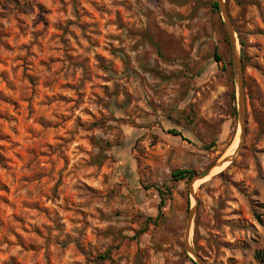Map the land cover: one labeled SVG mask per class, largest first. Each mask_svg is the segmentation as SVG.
<instances>
[{
	"label": "rangeland",
	"instance_id": "obj_1",
	"mask_svg": "<svg viewBox=\"0 0 264 264\" xmlns=\"http://www.w3.org/2000/svg\"><path fill=\"white\" fill-rule=\"evenodd\" d=\"M214 2L0 0V264H200L193 208L206 264H264V0H224L227 156Z\"/></svg>",
	"mask_w": 264,
	"mask_h": 264
},
{
	"label": "water",
	"instance_id": "obj_2",
	"mask_svg": "<svg viewBox=\"0 0 264 264\" xmlns=\"http://www.w3.org/2000/svg\"><path fill=\"white\" fill-rule=\"evenodd\" d=\"M218 6H219L221 12L223 13V15L225 17V23H226V26H227L228 35H229L230 42H231V45H232V60H233V65H234L236 79H237V84H238V91H239V104H240L241 130H242L240 137L242 139L243 135H244L243 132H244V129H245V122H246L245 112H244V104H243V102H244L243 62H242V58H241V55H240L238 47H237V40H236V37L234 35V29H233L232 24L230 22V19H229V16H228V12H227V8H226V4H225L224 0H218ZM239 145H240V142H239ZM224 159H225V157L221 161L215 162L214 164H212L209 168H207L206 170H204L200 174H195L192 177V180L205 178L207 175H209L212 172L214 167H216L218 165H222L223 162H224ZM195 209L196 208H193L191 210V213H190V216H189V219H188V223H187V226H186V231H185L186 246H187L188 250L191 253H193L194 256L197 258V262L198 263L206 264L204 259L202 258V256L199 255V253H197L189 245V236H190V231H191V227H192V220H193V215H194Z\"/></svg>",
	"mask_w": 264,
	"mask_h": 264
},
{
	"label": "trees",
	"instance_id": "obj_3",
	"mask_svg": "<svg viewBox=\"0 0 264 264\" xmlns=\"http://www.w3.org/2000/svg\"><path fill=\"white\" fill-rule=\"evenodd\" d=\"M214 5L217 7L218 3L214 2ZM216 58L220 59V56L218 54H215ZM171 132H173L174 134H180L179 131L176 130H170ZM193 170L190 169H185V168H181V169H177L175 171H173L172 175L173 177H175L176 179H185V178H192L193 177ZM161 203H164V200H162ZM161 214V212L159 211L158 216ZM258 255L260 257H264V248L258 251Z\"/></svg>",
	"mask_w": 264,
	"mask_h": 264
},
{
	"label": "bare ground",
	"instance_id": "obj_4",
	"mask_svg": "<svg viewBox=\"0 0 264 264\" xmlns=\"http://www.w3.org/2000/svg\"><path fill=\"white\" fill-rule=\"evenodd\" d=\"M239 140H240V128H239V130H238V133H237V136H236L234 142L232 143L231 149H230V151L226 154V156H227L228 154H230V153H231V152H232V151L238 146V144H239ZM226 156H225V159H224L223 164H222V165H219V166H216V167H215V170H219L220 168H222V167L226 164V162H227L228 158L230 157V155H229L227 158H226ZM213 169H214V168H213ZM199 181H200V180H197L196 182L193 183L194 187H196V185L199 183Z\"/></svg>",
	"mask_w": 264,
	"mask_h": 264
}]
</instances>
